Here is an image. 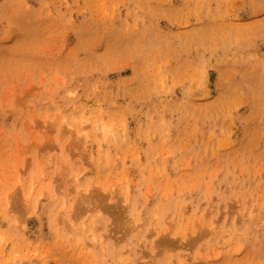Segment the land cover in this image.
<instances>
[{
    "label": "rangeland",
    "instance_id": "obj_1",
    "mask_svg": "<svg viewBox=\"0 0 264 264\" xmlns=\"http://www.w3.org/2000/svg\"><path fill=\"white\" fill-rule=\"evenodd\" d=\"M0 264H264V0H0Z\"/></svg>",
    "mask_w": 264,
    "mask_h": 264
}]
</instances>
